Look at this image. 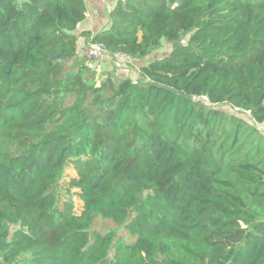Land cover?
I'll list each match as a JSON object with an SVG mask.
<instances>
[{"label": "trees", "instance_id": "1", "mask_svg": "<svg viewBox=\"0 0 264 264\" xmlns=\"http://www.w3.org/2000/svg\"><path fill=\"white\" fill-rule=\"evenodd\" d=\"M85 19V0H0V264H264V0ZM81 38L129 61L172 47L135 81Z\"/></svg>", "mask_w": 264, "mask_h": 264}, {"label": "rangeland", "instance_id": "2", "mask_svg": "<svg viewBox=\"0 0 264 264\" xmlns=\"http://www.w3.org/2000/svg\"><path fill=\"white\" fill-rule=\"evenodd\" d=\"M186 41V38L183 39V43ZM83 42L79 41V48L81 51V46ZM172 44L167 42V40L162 39L161 46L158 48H155L151 51V53L146 56L145 58L138 60V61H122L114 59L110 56H105L99 60H95L91 62V65L93 68L97 69V72H106L108 71L112 76L118 77V78H126L129 77L135 81H138L141 79V76L138 73V66L144 63H148L151 60L162 57L165 54L169 53L171 50ZM218 109L224 110L228 113H234L238 116H241L245 118L246 120H251L250 115L248 113H240L238 111L232 110L227 106L221 105L217 107ZM261 130L263 128L259 126ZM79 203L76 200V206H78ZM95 230L107 233V232H115L116 235L122 236L126 241H130L131 237L129 234L125 231V229L121 226H117L113 224L112 222L105 220L101 218L100 216L97 217L95 226Z\"/></svg>", "mask_w": 264, "mask_h": 264}, {"label": "crops", "instance_id": "3", "mask_svg": "<svg viewBox=\"0 0 264 264\" xmlns=\"http://www.w3.org/2000/svg\"><path fill=\"white\" fill-rule=\"evenodd\" d=\"M117 0H85L86 19L81 28L89 30L92 34L99 32L109 24V13ZM80 41H84L83 38Z\"/></svg>", "mask_w": 264, "mask_h": 264}, {"label": "built area", "instance_id": "4", "mask_svg": "<svg viewBox=\"0 0 264 264\" xmlns=\"http://www.w3.org/2000/svg\"><path fill=\"white\" fill-rule=\"evenodd\" d=\"M77 29H81V24L77 25ZM81 51L84 54V56L91 61L99 60L105 56H110L114 59L122 60V61L128 60L123 53L110 54L102 44L97 42L83 41V44L81 46Z\"/></svg>", "mask_w": 264, "mask_h": 264}]
</instances>
